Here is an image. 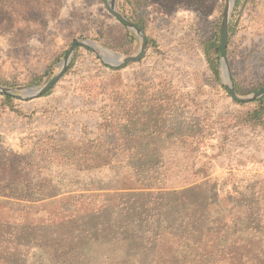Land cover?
Returning <instances> with one entry per match:
<instances>
[{"label":"rangeland","instance_id":"obj_1","mask_svg":"<svg viewBox=\"0 0 264 264\" xmlns=\"http://www.w3.org/2000/svg\"><path fill=\"white\" fill-rule=\"evenodd\" d=\"M226 3L117 0L116 11L142 31L147 46L138 62L113 68L101 60L107 57L101 49L133 57L141 41L111 15L107 0H0L1 87L45 85L75 41L100 49L76 48L47 96L6 100L0 94V154H28L46 138L96 140L123 93H169L177 97L171 105L186 106L190 122L202 125L197 160L206 164L209 184L226 190L251 182L264 186V98L260 104L232 100L221 79L220 55L206 51L208 43H219ZM226 55L239 97L264 87V0L235 1ZM210 62L217 64L218 81ZM254 111H262L260 120L250 119ZM1 200L0 218L16 219L17 207ZM58 208L46 207L39 216Z\"/></svg>","mask_w":264,"mask_h":264},{"label":"trees","instance_id":"obj_2","mask_svg":"<svg viewBox=\"0 0 264 264\" xmlns=\"http://www.w3.org/2000/svg\"><path fill=\"white\" fill-rule=\"evenodd\" d=\"M175 97L123 93L96 140L0 154L1 203L17 207L0 218V264H264V186L213 188L202 125Z\"/></svg>","mask_w":264,"mask_h":264},{"label":"water","instance_id":"obj_3","mask_svg":"<svg viewBox=\"0 0 264 264\" xmlns=\"http://www.w3.org/2000/svg\"><path fill=\"white\" fill-rule=\"evenodd\" d=\"M235 1L236 0H227L225 9H224V12L221 18L220 34H219L220 58H221L220 74H221V79L224 82V87L226 88L230 98L237 103H249V102L259 100L260 98L264 97V87L249 97H246V98L239 97L233 88V83L227 71L226 51H227V43H228V24H229V19H230ZM116 2L117 0H107L108 11L119 23H121L128 30L132 31L141 41L140 49L135 56L124 58L117 54L110 53L107 50H104V49L100 50L93 43L89 41H75L71 44L70 48L66 51L62 61L59 64V70L57 74L54 77H52V79L48 81L45 85L40 86V87H24V88H17V89H8V88L0 86V94L5 95V96H12V97L19 98V99H33V98H39L43 96L48 91H50L52 87L66 73V70L71 61L73 52L78 47L85 48L91 52H95L94 50L102 51L105 55H107V57L101 58V60L104 62L105 65H108V67L118 68L124 64L138 62L142 58L145 52V49L147 46V39L144 37V35L142 34V31L138 27H136L133 23L129 22L125 17H123L116 11ZM15 93L22 94V97L18 96ZM214 187H215V184L213 185V188Z\"/></svg>","mask_w":264,"mask_h":264}]
</instances>
